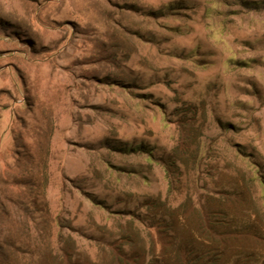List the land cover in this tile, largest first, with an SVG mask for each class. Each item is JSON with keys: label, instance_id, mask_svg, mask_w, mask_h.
Instances as JSON below:
<instances>
[{"label": "rangeland", "instance_id": "374dc122", "mask_svg": "<svg viewBox=\"0 0 264 264\" xmlns=\"http://www.w3.org/2000/svg\"><path fill=\"white\" fill-rule=\"evenodd\" d=\"M183 204L264 227V0H0V264L149 254Z\"/></svg>", "mask_w": 264, "mask_h": 264}, {"label": "trees", "instance_id": "16d2710c", "mask_svg": "<svg viewBox=\"0 0 264 264\" xmlns=\"http://www.w3.org/2000/svg\"><path fill=\"white\" fill-rule=\"evenodd\" d=\"M243 200L237 198L234 202L240 204ZM186 206L162 211L161 217L156 211L159 222L151 253L131 237L130 249L113 253L106 264H264V227L259 225L256 212L236 216L229 210L211 212L192 206V213H187ZM163 217L167 222L161 223ZM250 239L257 242L254 248L243 244ZM55 260L56 264H75L73 253L66 249Z\"/></svg>", "mask_w": 264, "mask_h": 264}]
</instances>
